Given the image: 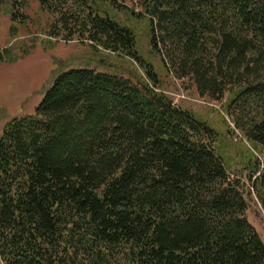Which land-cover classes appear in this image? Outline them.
Instances as JSON below:
<instances>
[{"label": "trees", "instance_id": "obj_1", "mask_svg": "<svg viewBox=\"0 0 264 264\" xmlns=\"http://www.w3.org/2000/svg\"><path fill=\"white\" fill-rule=\"evenodd\" d=\"M39 1L65 39L85 37L146 78L63 70L35 115L7 124L0 264H264L221 133L174 105L152 62L224 103L264 152V0H138L141 13L119 0ZM115 13L146 23L147 52Z\"/></svg>", "mask_w": 264, "mask_h": 264}, {"label": "rangeland", "instance_id": "obj_2", "mask_svg": "<svg viewBox=\"0 0 264 264\" xmlns=\"http://www.w3.org/2000/svg\"><path fill=\"white\" fill-rule=\"evenodd\" d=\"M119 2L136 13L143 12L138 0ZM115 14L119 21L133 23L138 30L139 48L147 52L146 23H134L125 14ZM54 27V16L42 9L39 0H0V54L4 49H11L10 59L14 60L0 62V139L13 119L35 115L55 77L63 70L89 66L101 72H118L127 79L130 75L146 78L134 61L119 59L110 52H94L85 37L67 40ZM152 62L161 91L174 105L197 114L221 133V147L230 164L231 177L245 186L248 220L264 242V183L255 181L264 176V152L236 130L224 103L200 96L190 79H176L161 58H153Z\"/></svg>", "mask_w": 264, "mask_h": 264}]
</instances>
